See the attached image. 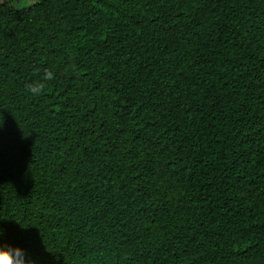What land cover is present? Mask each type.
<instances>
[{
	"label": "trees",
	"instance_id": "obj_1",
	"mask_svg": "<svg viewBox=\"0 0 264 264\" xmlns=\"http://www.w3.org/2000/svg\"><path fill=\"white\" fill-rule=\"evenodd\" d=\"M0 227L39 264H264V0H0Z\"/></svg>",
	"mask_w": 264,
	"mask_h": 264
},
{
	"label": "clouds",
	"instance_id": "obj_2",
	"mask_svg": "<svg viewBox=\"0 0 264 264\" xmlns=\"http://www.w3.org/2000/svg\"><path fill=\"white\" fill-rule=\"evenodd\" d=\"M51 72H46L43 80H50ZM43 80H38L28 85V90L33 94H38L44 87ZM4 229L0 227V264H39V262L31 257L27 250L18 244H12L3 241Z\"/></svg>",
	"mask_w": 264,
	"mask_h": 264
}]
</instances>
